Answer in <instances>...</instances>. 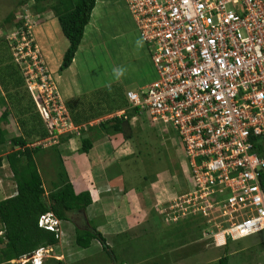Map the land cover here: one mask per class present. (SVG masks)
<instances>
[{
  "label": "built area",
  "instance_id": "built-area-1",
  "mask_svg": "<svg viewBox=\"0 0 264 264\" xmlns=\"http://www.w3.org/2000/svg\"><path fill=\"white\" fill-rule=\"evenodd\" d=\"M125 2L158 77L129 90V105L111 117L137 109L133 119L144 116L179 136L186 188L163 208L166 221L217 217L213 235L230 232L233 240L264 231V0ZM26 47H15L24 66L33 63ZM24 76L51 139L86 129L73 121L44 65L34 78ZM39 226L58 237L63 231L53 211L40 215ZM48 252L38 248L15 264H43Z\"/></svg>",
  "mask_w": 264,
  "mask_h": 264
},
{
  "label": "rangeland",
  "instance_id": "rangeland-1",
  "mask_svg": "<svg viewBox=\"0 0 264 264\" xmlns=\"http://www.w3.org/2000/svg\"><path fill=\"white\" fill-rule=\"evenodd\" d=\"M101 1L102 0H98L96 10L98 15H94L91 23L87 26V32L76 54L72 68L61 71L59 66L67 50L68 40L61 30L59 21L57 18L53 17L54 13L47 11L39 15L34 10L33 0H0V59H2V61L8 60L6 59L8 55L6 43L12 46L17 42L16 46H27L29 51L26 55L32 57L33 63L27 62L26 66L19 65V72L23 75L26 85L28 84L24 76L25 73L34 78L36 73L40 72L41 65H44L46 69L48 67L49 71L54 76V80L56 81L55 85L58 86L57 89L61 98L65 101L67 107L68 103L71 102L75 110H77L76 102L79 97L82 96L89 102L95 100L101 102L100 105H96L95 108L100 107V109H103L107 104L109 105L110 102L104 101L105 99H109V97H107L109 85L117 90V93L122 96V99L128 100L127 92L129 90H138L142 86L155 81L158 77L157 70L151 58L150 45L143 41L136 21L125 0H105L104 3ZM8 16H12L10 21L6 20ZM20 21L24 23L22 26L27 25V30H20L16 25V23ZM27 33L29 36H27ZM90 33H93V35L91 39H88ZM19 35H22L23 38H19ZM137 40L143 41L142 47H137ZM34 42H37V45H35V50L33 51L32 43ZM15 60L20 64L19 62L21 59ZM11 61L12 60H8L0 63V66L4 69L3 71H7L4 65L9 62L11 63ZM32 64L36 66L34 67L35 71L33 74L30 73V71H33ZM28 65L31 66L28 67ZM23 66L25 68H23ZM117 67L125 69L124 75L119 80H117L113 74V69ZM1 83L0 80V89L2 87ZM97 90L103 93H97ZM21 94L25 95L26 92H23L22 89ZM37 94L39 93L37 92ZM1 95L4 96L6 100H4V103H0V126L1 129L6 132L5 134H0V140L4 141L7 135L20 136L27 140L29 146H41L47 150L45 153L36 155L47 191L53 189V182L58 180L59 172L61 171V162L52 146L60 144L56 149L61 151L64 150L63 153H72L73 155L80 154L83 153L80 150L82 148V138L84 137H89L94 141H99L100 139L102 142H115V140H120L118 141L120 145H123V143L130 144L131 157L125 165L126 176L129 177L127 181L128 185L139 186L144 182L151 183V180H154V174L163 171V173L166 172V175H162V178L160 177V184L170 187L171 183H174L175 180H179L180 184L177 183L171 187V189L175 191V194L178 192L180 193L181 190L183 191L184 187L186 188V165H183L185 155L180 146V138L174 132L169 131L163 133L159 127H157V129L153 127L147 119L144 121L143 117L133 119V115H130L131 113L129 114V111H127L129 125L124 123V133H119L118 135L103 133L101 137L97 138L95 136L98 133L97 127H92L90 129V126H92L89 125L92 124L90 120L81 123L86 126V129L82 127L80 134L76 133L72 138L65 141H62L61 138H57L56 142L51 139L49 135L45 137L39 136L42 132L41 130L47 128V123H45L41 116L35 98L31 92L30 96L29 92L27 93L29 102L23 99L21 103L17 100L16 102H12L5 88H3V92L0 93V97ZM37 98L39 100L38 95ZM30 102L29 112L26 115L19 114V108L25 107ZM68 109L69 111L71 110L70 108ZM1 112L7 114L1 117ZM32 112L38 115L36 131H34V135L28 136L27 131L30 130L33 125L32 122L29 121ZM81 113V111L78 112L79 115ZM109 116L111 117L113 114ZM105 117L106 116H100V118ZM100 118L98 117L96 120ZM97 124L98 123L95 121L94 126H97ZM10 150L15 149L11 147ZM77 156L78 155H76V158ZM71 163H69V165ZM79 163L80 162H77L76 164L79 165ZM82 165L83 167H80ZM80 166L78 169L85 172V162L80 164ZM65 169H67V173L69 174L71 168L65 167ZM2 172L5 173V171ZM8 172L11 174L9 169ZM1 174L2 173H0V175ZM145 176H147L148 179H145ZM174 177L176 179H174ZM157 179H159L158 176H156V180ZM5 190H8V187H6ZM177 196L175 198H177ZM161 197L164 198H160V200H163L161 203H164V200H167L170 196L165 194ZM170 203H173V201ZM158 206H160V203H158ZM100 215L101 214L98 216ZM80 216L85 222L88 221V219L86 220V218H84V212H82ZM80 216L77 215L78 220ZM186 220L188 219L186 218ZM211 220L212 223H209L207 219L203 220V223L207 222L209 226L207 228L204 227L200 236L196 235L199 234V227L197 228V224L192 225L190 232L193 231L195 236L188 235V241L190 242L193 240L198 242L202 236L207 237L205 239L206 244L211 239L217 241L216 235L213 234L220 231V228L216 226L218 220L217 217ZM81 221L82 220H80V222ZM184 221L183 219L181 223L171 225L170 223L172 221H167L166 223V221L164 222L161 217L156 215L154 217V222H157L156 228H152L153 230L143 234H138L134 238L130 237L126 239L121 235L112 236L111 234H104L108 242L111 241V243H113L117 240L120 244L119 247H117L116 243L115 246L111 245V247L109 245V247H105L104 249L91 246L90 250L80 251L79 249V255L74 251H69V255L70 257H74L76 254L77 259L81 258L78 264H116V262L122 259L132 260L134 257H138V260L134 264H169L167 261L169 254L167 253L174 252L176 255H181L179 252L182 251L181 249L178 252L173 251L171 249L172 246H170L173 243L172 241L168 243V240L171 239V233H183L189 230L187 227L188 225L183 223ZM66 223L68 224L69 222ZM62 225L65 231L66 227L63 222ZM104 232L108 231L105 229ZM69 233L73 235L74 239V233ZM62 236L63 231L59 236V240ZM125 239L127 241H125ZM173 242H175V238ZM227 243L226 246L220 247L218 245L212 246L209 243L206 245L204 251L197 252L194 250V254L188 258L178 257L176 264H217L218 259L225 255L228 256V264H264V231L237 240L230 239L229 237ZM95 244H97V242H95ZM198 246L200 245L191 244L189 248L194 249V247ZM177 248H181V246ZM182 248H185V246ZM111 251L114 255H112ZM85 255H87V259L80 262Z\"/></svg>",
  "mask_w": 264,
  "mask_h": 264
},
{
  "label": "trees",
  "instance_id": "trees-1",
  "mask_svg": "<svg viewBox=\"0 0 264 264\" xmlns=\"http://www.w3.org/2000/svg\"><path fill=\"white\" fill-rule=\"evenodd\" d=\"M33 1V7L36 13L40 15L47 11H51L59 21L61 30L69 42L68 48L65 51L60 65L61 71L66 70L74 62L76 54L84 39L85 28L91 20L92 12L98 0ZM11 17L12 16H8L6 20L10 21ZM22 24L24 25L22 21L16 23L20 30H27V25L22 26ZM27 36H29L28 33ZM19 38H22V35H19ZM6 44V50L8 51L6 59L12 61L11 63L9 62L8 64L4 65L7 71H3L4 69H2V66H0V80L2 82L0 93L3 92V88H5L9 94V99L12 102H16L17 100L21 103L23 102V99L24 101L29 102L27 93L29 92L30 96L31 91L28 85H26L23 75H21L19 72L20 64H18V62L15 60V51L17 50L15 47L17 42L12 46L9 45V43ZM32 49H35V45L33 43ZM26 50L27 47L25 48V51ZM8 60L2 61V59H0V63L6 62ZM22 89L23 92H26L25 95L21 94ZM98 92L100 91L97 90V93ZM100 93L102 94L103 92ZM107 97H109V99L103 100L110 102V104H107L103 109H100V107L95 108L96 105L99 106L101 102L96 100L89 102L86 101L83 96L79 97L78 101L76 102V108L78 112H82L80 115L78 114L77 110L73 108L74 105L71 102L68 103V108L71 109L70 113H72V118L77 125L90 120L91 122L95 121L96 118H100V116H106V118L98 122L97 126H94V124H89L92 125L90 126V129L92 127H97L98 133L95 135L97 138L101 137L103 133L109 135H118L119 133H124L125 124L129 125V121L124 116L109 117V115L115 114L119 110L126 109V107L129 105L128 100L122 99V96L117 93V90L114 89L113 86L110 87ZM4 100H6V98L1 95L0 103H4ZM29 105H31V102L25 107L19 108V114L26 115L29 112ZM128 111L129 114L131 113L130 115H134L138 112L137 109H129ZM7 113L3 112L1 117H4L3 115H6ZM37 117L38 115L32 112L31 116L29 117L30 120L28 119L33 124L32 128L27 131L28 136L34 135V131H36ZM142 117L145 121L146 118L144 116ZM41 131L42 132L39 134V136L45 137L49 135V130L47 128H44ZM5 132L6 131L2 130L0 126V134H5ZM73 136V133H68L61 136V140H69ZM11 143L13 146H20L19 149L8 154L10 167L13 171V179L17 186V193L0 201V222L3 228V234L0 236V264L11 263L13 259H20L25 255L31 254L38 248L55 246L58 244L59 237L56 235V232L39 226V217L41 214L48 211H53L56 217L60 220L70 221L72 220V213H78L81 215V213L84 212L85 214L88 207L93 203L91 193L88 189L79 193L75 192L74 186L69 179L67 170L65 169L63 163L60 165L61 171L59 172L58 180L53 182V189L47 191L36 158V155H39L42 147L29 146L27 140L23 137H15L11 140ZM92 144L93 140L91 138H82V148L80 151L83 153L89 152ZM55 146L56 145L52 146V148ZM184 160L185 157L183 161ZM1 161L2 158H0V167ZM157 174H154V180H151V182L156 180ZM145 179H148V177L145 176ZM184 192L185 189L183 191L181 190L180 193L178 192L179 195L176 196L179 197ZM169 205L170 202L169 204L163 203L160 205L158 210L159 215L162 217L164 222L166 221V212L162 210ZM186 218L188 220H186ZM183 219L185 220L183 223L188 225L187 227L189 230L183 233L176 232V236L172 235L173 233H171L170 237L173 239L175 238V242L172 241L173 244H171L173 247H180L183 243H188V235L195 236L193 231L190 232L192 225L197 224V228L199 227V234H196L199 236L201 235V231L204 229V227L207 228L209 226L207 222L203 223L205 217L201 213L190 214L188 217H181L179 220L172 222L179 224ZM215 237L216 239L228 240L229 237L232 239L230 232H221L216 234ZM96 239L102 243L103 249L105 247H109L106 244L105 236L99 230H97L96 227L90 229L81 228L79 226L76 227V243L79 246L88 248L92 244L93 240ZM112 255H114L113 252ZM25 264L32 263L28 261ZM116 264L122 263L116 262ZM217 264H228V256L225 255L220 257Z\"/></svg>",
  "mask_w": 264,
  "mask_h": 264
},
{
  "label": "crops",
  "instance_id": "crops-1",
  "mask_svg": "<svg viewBox=\"0 0 264 264\" xmlns=\"http://www.w3.org/2000/svg\"><path fill=\"white\" fill-rule=\"evenodd\" d=\"M101 2L104 3L105 0H102ZM97 4L98 1L92 12V16L89 24L91 23L94 15L96 16L98 15L96 12ZM53 17L56 18L55 16ZM87 26L85 28V33L87 32ZM92 35L93 33H90L88 39H91ZM33 44L37 45V42L36 43L34 42ZM68 45L69 42L67 44V48ZM72 65L69 68H72ZM102 119L104 118H100L95 121L96 123H98V121ZM95 121L91 123L94 124ZM15 137L18 136L7 135L5 136L4 141L0 140V158H2L1 167H0V173H2L0 175V201L8 197H11L12 195L17 193V186L13 179V171L10 167V163L8 160V154L14 151V150H10V148L13 147L15 150H17V148L20 147V146L12 145L11 140ZM118 141L115 140V142H111V141L102 142L100 141V139L99 141L93 140V144L89 152L80 153V154L78 153L74 155L72 153L66 154L63 153L64 150L61 151L59 149H56L60 146V144H55L56 146L53 149L56 155H58V159L60 160L61 163H63L64 167L71 168V171H69L68 176L74 186L75 192L79 193L83 190L88 189L91 193L93 203L88 207L85 213L84 218H86V220L88 219V221L85 222V220L81 218L80 214L78 213H72L71 214L72 220L70 221L62 220L63 224L66 227L65 231L63 230V236L61 237L57 245L45 247L48 248L49 252L44 255L43 264H78L81 258L77 259L76 254L74 257H70L69 251H74L75 253L78 254L79 249L80 251L90 250L91 246H94L95 248L103 249L102 243L97 239L93 240L92 244L88 248H83L79 246L76 243L77 226L86 229L96 227L97 230H99L103 235L105 233L108 235L111 234L112 236L121 235L123 238L126 239H129L130 237L134 238L138 234H143L145 232L153 230L157 226L156 225L157 222H154V217L156 215L160 217L158 212L160 206H158V203H160V205L163 204L161 203L163 202V200H160V198H162L161 196L165 194L170 196L168 197L167 200H164L165 204H169V202H171L176 197L177 193L175 194V191L171 189V187L179 183V180H175L174 183H171L170 187L164 186V184H160L162 175L163 176L166 175L165 174L166 172L163 173V171L157 174L159 179L151 183L144 182L141 183L139 186L128 185L127 181L129 177L126 176L127 173H126L125 165L130 160L131 148L129 146L130 145L129 143H123V145H120V142ZM42 149L39 153L47 152L46 149L44 148ZM76 155H78L77 158ZM77 162H80L79 165L76 164ZM84 162L86 165L85 172L80 171L78 169L80 164ZM69 163H71L70 164L71 166L69 165ZM80 167H83V165ZM8 169L10 170L11 174L8 172ZM2 171H5V173H3ZM174 179L176 178L174 177ZM6 187H8V190H5ZM99 214L101 215L98 216ZM77 215L80 216L79 220L77 218ZM80 220L82 221L80 222ZM66 222L69 223L67 224ZM170 224L174 225L177 223L171 222ZM105 229L108 232H104ZM69 232L74 233L75 235L74 239H73V235H71V233ZM2 234H3V228L0 222V236H2ZM172 235L176 236V232H174ZM104 236L106 238V244L108 246L109 245L115 246V243L117 247L120 246L117 240L111 243V241L108 242L106 235ZM206 238L207 237L202 236L200 237V240H198V242L192 240L186 244L183 243L181 248L173 247L172 245H170L172 246L171 249L173 251L178 252L181 249L182 252L179 253L182 254L176 255L174 254V252L167 253L169 254L167 261L169 262V264H176V260L178 259V257L188 258L189 256H192L194 254V250L197 252L204 251L206 249V245H208L209 243L212 246L218 245L219 247L226 246L228 244L226 243L227 242L226 239H217V241L215 239H211L206 244L205 243ZM126 239L125 241H127ZM171 241H173L172 237L170 240H168V243ZM95 242H97V244H95ZM223 243L226 244L220 245ZM191 244L193 245L199 244L200 246L191 249L189 248ZM183 246H185V248H182ZM86 259H87V255H85V257H83L80 262L85 261ZM16 260L18 259H13L11 263H2V264H15ZM137 260L138 257H134L132 260L122 259L121 261H119V263L134 264L136 263Z\"/></svg>",
  "mask_w": 264,
  "mask_h": 264
},
{
  "label": "clouds",
  "instance_id": "clouds-1",
  "mask_svg": "<svg viewBox=\"0 0 264 264\" xmlns=\"http://www.w3.org/2000/svg\"><path fill=\"white\" fill-rule=\"evenodd\" d=\"M137 47H142L143 41L142 40H137ZM125 69L122 67H117L113 69V74L114 77L119 80L123 75H124ZM54 77V76H53ZM56 82V81H55ZM110 90V85L108 86ZM74 134V133H73ZM65 135V134H64ZM75 135V134H74ZM63 136V135H62ZM61 138V137H60ZM61 226H62V220H61ZM63 230V228H62Z\"/></svg>",
  "mask_w": 264,
  "mask_h": 264
},
{
  "label": "bare ground",
  "instance_id": "bare-ground-1",
  "mask_svg": "<svg viewBox=\"0 0 264 264\" xmlns=\"http://www.w3.org/2000/svg\"><path fill=\"white\" fill-rule=\"evenodd\" d=\"M232 236V235H231Z\"/></svg>",
  "mask_w": 264,
  "mask_h": 264
}]
</instances>
